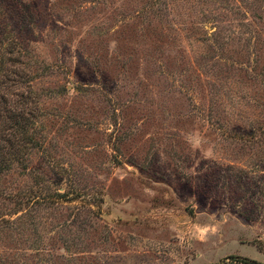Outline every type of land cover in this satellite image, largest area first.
Listing matches in <instances>:
<instances>
[{
  "label": "rangeland",
  "instance_id": "obj_1",
  "mask_svg": "<svg viewBox=\"0 0 264 264\" xmlns=\"http://www.w3.org/2000/svg\"><path fill=\"white\" fill-rule=\"evenodd\" d=\"M23 2L24 20L8 2L6 22L17 44L45 65L35 87L51 90L40 97V133L51 158L37 151L29 165L66 188L98 191L102 200L93 241L84 239L90 251L83 264L264 263V162L254 166L264 146L233 147L213 123L219 92L226 128L255 125L257 108L250 109L249 91L245 96L238 82L230 80L226 91L219 81L214 94L211 66L223 65L211 57L202 67L198 53V39L213 25L227 33L241 20L232 1ZM228 48L229 61L241 52L235 43ZM258 53L260 64L264 52ZM244 103L247 113H240ZM228 165L244 170L231 183L235 190L239 176L238 191L227 187ZM218 166L222 176L213 177ZM20 179L13 169L1 181L11 187ZM77 212L91 219L86 207ZM39 219L38 232L26 231L19 241L17 233L0 231V264H40L32 246L52 247L53 233L42 224L47 218Z\"/></svg>",
  "mask_w": 264,
  "mask_h": 264
},
{
  "label": "trees",
  "instance_id": "obj_2",
  "mask_svg": "<svg viewBox=\"0 0 264 264\" xmlns=\"http://www.w3.org/2000/svg\"><path fill=\"white\" fill-rule=\"evenodd\" d=\"M231 1V10L240 11L241 20L227 33L222 27L213 25L211 32L198 39L201 47L198 52L199 61L203 67L211 57L221 60L223 68L217 66L215 69L211 66L212 78L208 82L211 89H215L214 94L219 92L222 86L218 83L223 80L226 83V91L232 89L228 86L230 80L240 83L245 96L246 91H249L250 98L246 103H249L250 109L253 106L257 108L256 120L255 125L248 124L249 128H226L225 122L218 117V114L221 117L225 109L220 106L224 101L220 98L219 92L216 101L219 108L213 112V115L217 116L213 122L214 129L219 130L220 136L223 135L233 147L264 146V61L258 63L260 56L258 52H264V0H241V5L234 3V0ZM8 2L12 3L17 20L23 21L25 17L23 0H0V231L5 234L17 233L16 239L19 241L20 235L26 231L31 234L38 232L37 225L40 219L38 221L35 219L42 214L47 218L42 224H47L50 229L47 231L53 233L48 237L53 243L49 248L46 244L32 246L35 253L41 255L38 259L40 264H43L41 263L43 259H46V262L50 260L49 264H83L87 258L85 253L90 251V246L85 244L84 239L92 240L90 234L95 229L93 217L98 213L102 202L101 196L98 191L66 188L62 186L63 182H55L53 178L42 173L40 168H31L29 165L31 155L37 151H40L47 160L51 158L50 153L46 152L43 134L40 133L45 117L40 97L49 95L51 90L46 87H35L34 81L44 75L45 65L39 64L30 52H26L24 46L17 44L15 34L13 35L11 26L6 22L8 18L5 6ZM238 6H241L242 10H239ZM231 43L238 45L241 52L236 50L237 58L232 56V60L229 61L225 52L229 50L228 44ZM214 52L218 53L212 56ZM201 54L206 56L202 57ZM243 55L246 60L238 61V57L242 59ZM244 63H249V68H246ZM39 69L40 74L37 73ZM234 76L240 80L232 78ZM59 91L62 93L65 88L60 86L58 93ZM246 103L240 107L242 108L239 110L240 113L244 110L247 113L248 109H243ZM258 151L260 154L264 153V149ZM260 160L264 162V157L258 156L254 160L256 168L262 167ZM227 167L225 175L228 179L227 187L232 192L238 191L237 185L241 187L239 176L244 170L231 165ZM219 168L218 166L214 170L213 177L222 176L219 174L221 173ZM13 169L18 171V176L22 178L21 182L11 187L2 184V177ZM235 173L239 176L234 190L231 183L236 179ZM59 188L61 191H58ZM74 200L78 202L75 206L63 204ZM85 207L88 211L86 217L91 213L93 220L85 221L79 218L77 211ZM238 211L244 217L248 215L244 210ZM37 237V240L41 239L40 234H37ZM42 255H46L45 258ZM240 261L246 264H264L248 258H241Z\"/></svg>",
  "mask_w": 264,
  "mask_h": 264
}]
</instances>
